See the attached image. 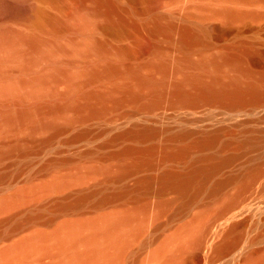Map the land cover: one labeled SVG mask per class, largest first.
Segmentation results:
<instances>
[{
  "label": "rangeland",
  "instance_id": "1",
  "mask_svg": "<svg viewBox=\"0 0 264 264\" xmlns=\"http://www.w3.org/2000/svg\"><path fill=\"white\" fill-rule=\"evenodd\" d=\"M3 1L6 4L0 8V18L11 19L17 4L15 1ZM46 1L49 10L53 7L51 13L54 12L55 7H51L53 2L48 0L50 5ZM73 2L74 0H59L63 6H69ZM116 2L125 8L123 14L139 25L137 32L133 34L136 39L133 35L118 36L102 29L97 30L95 36L114 45L127 47L139 45L138 52L124 58L125 65L135 67L147 63L154 57L149 48L153 45L159 48L158 58L169 63L180 61L183 52L177 43L178 33H172L169 37L161 32L152 34L146 26L155 16H163L175 24H186L197 29L214 26V33L206 34L210 44L204 51L199 48L186 51L191 60H196L201 52L207 55L219 52L232 53L241 46H248L255 52V60L247 62L250 69L255 74L264 71V0H116ZM46 4L43 3L45 10ZM233 5L243 11L253 12L254 16L232 19L217 12L218 8ZM89 6L86 4V8ZM65 34L63 33L64 36ZM70 35L71 33L68 36ZM181 66L182 68L169 74L164 95L152 108L146 107L148 99L143 97L137 101L119 103L101 113L86 117H66L63 114L45 117L48 115L43 114L40 118H53L63 128L56 133L51 128L38 130L31 139H24L22 131L0 134L1 148L14 144H20L24 148L23 152H13L0 158V196L11 194L12 191L15 192L26 185L49 181L56 176L84 172L91 167L110 168L108 174L91 173L82 182L31 198L11 212H2L0 250L39 230L53 231L67 220L95 217L104 212L145 204L149 213L143 232L131 243L120 264H159V260L151 258L153 251L174 238L187 225L195 227L198 232L203 230L205 237L200 245L183 253L185 264L246 262L249 264L248 260L253 251L252 257L255 253V255H258V252L262 253L263 256L259 257L263 259L261 264H264V133H262L264 100L255 99L254 103L250 100V103L244 101L245 103L236 106L215 99H198L193 105L175 100L170 95L171 83L179 80L185 73L192 74L195 71L191 66L183 64ZM220 73L225 77L232 71L229 67H224ZM109 83L110 81L105 79L96 80L83 85L82 90L102 89ZM259 86L264 89V83H260ZM64 88L63 83H58L56 90L62 92ZM10 107L17 109L20 106L11 104ZM140 125L159 130L151 137L114 138L122 130ZM180 130L190 131L191 135L185 138L175 137L174 134ZM216 130L223 132V134L218 132V142L209 146L196 144L197 140L207 139ZM225 140H228L229 144L223 145ZM257 141H261L262 146ZM152 145L169 150L182 147L188 149L178 158H163L157 153L152 166L139 167L123 180L114 178L118 165L134 159L132 155L119 156L118 153L123 148H145ZM205 157H232L233 160L208 177L200 191L190 200H185L171 189L158 193L154 185L147 193L142 194L138 201L129 195L97 203L102 194L125 185L131 186L140 177H156L165 170L182 172L193 164H205L206 161L203 159ZM64 159L67 160L62 161ZM227 176L233 177L232 180L211 193L210 189L214 182ZM245 181H251L250 186L241 189ZM80 195L87 197L77 206L71 208L58 206L72 203ZM234 196L235 199L229 205V209L218 218L220 209ZM159 200L168 201L169 205L154 218L153 211ZM14 211L16 214L11 221L2 222ZM36 214L41 216L36 219L26 217ZM233 215L236 217L228 220ZM15 222L20 225L12 230V224ZM234 222H239V225L235 226L233 233L232 231L229 233V227ZM218 249L221 250L217 252ZM227 250L228 252H225ZM52 258L48 255L43 256L41 262H49L50 259L53 260ZM30 260L32 261V258Z\"/></svg>",
  "mask_w": 264,
  "mask_h": 264
},
{
  "label": "bare ground",
  "instance_id": "2",
  "mask_svg": "<svg viewBox=\"0 0 264 264\" xmlns=\"http://www.w3.org/2000/svg\"><path fill=\"white\" fill-rule=\"evenodd\" d=\"M10 1L17 4L13 17L0 18V134L22 131L24 139H31L38 130L51 128L56 133L63 128L53 118H40L43 114L48 115L45 117L59 114L66 117H86L119 103L137 101L143 97L148 99L146 107L152 108L164 95L169 74L182 68L181 64L191 66L195 71L192 74L185 73L179 80L171 83L170 95L175 100L193 105L198 99H215L234 106L244 101L264 100V89L259 86L264 83V71L255 74L250 69L247 62L255 60V52L250 47L241 46L232 53L207 55L201 52L196 60L188 57L186 51L192 48H199L201 51L207 48L210 43L206 34L214 33V26L197 29L186 24H175L163 16H155L146 24L147 28L152 34L161 32L168 37L172 33H178L177 43L183 52L182 57L180 61L169 63L157 57L159 48L153 45L149 48L154 57L142 66L131 67L125 65L123 60L138 52L139 45H114L95 36L99 29L118 36L135 34L139 25L123 14L125 8L118 5L116 0H74L69 6H63L59 0H51L54 5L48 0ZM45 1L55 7L54 12L51 13L53 7L49 10ZM43 3L47 6L46 10ZM5 4V1L0 0V8L5 7ZM86 4L90 6L86 8ZM217 12L232 19L254 16L253 12L243 11L235 5L218 8ZM66 32L71 35L68 36L70 33L67 35ZM133 38L136 39V36ZM224 67H229L232 71L225 77L220 73ZM101 79L109 80V85L92 91L82 90L83 85ZM58 83L64 84L62 92L56 90ZM11 104L20 107L12 109ZM158 130L145 125L133 126L122 130L114 138L151 137ZM218 132H212L207 139L197 140L196 144H215L219 139ZM189 135L191 133L187 130L174 134L177 138ZM256 140L253 141L254 144ZM225 141L223 145L229 144L228 140ZM261 141L257 142L262 146L264 142ZM187 149L182 147L169 150L156 145L145 148L125 147L118 155H132L134 159L118 165L114 178L123 180L139 167L152 166L157 153L163 158H178ZM23 150L20 144L0 147V158ZM203 159L205 164H193L182 172L165 170L156 177H140L134 181V185H125L102 194L97 203L129 195L138 201L154 185L158 193L171 189L185 200H190L200 191L208 177L233 160L232 157ZM96 172L108 174L110 168L91 167L84 172H72L36 185L20 187L11 194L0 196V214L15 210L18 205L31 198L82 182L89 174ZM232 178L227 176L216 180L210 192L214 193ZM250 183L251 181H245L241 189L249 187ZM86 197L87 195H80L74 202L58 206L75 207ZM234 199L235 196L228 199L220 209L218 218L225 214ZM168 205V201L159 200L152 217L156 218ZM148 213V206L139 204L128 209L104 212L95 217L64 221L53 231L39 230L1 249L0 264H120L131 243L143 232ZM15 214L14 211L2 222L11 221ZM40 216L41 214H36L26 217L36 219ZM19 225L20 223L15 222L11 229L15 230ZM237 225L239 222L231 224L229 233ZM197 230L195 227L185 226L174 238L155 249L151 258L159 260V264H185L183 253L204 240L203 230ZM228 250L232 253L231 249ZM259 253H255L254 257H247L249 264L262 263L263 255ZM47 255L53 257V260L41 262V257Z\"/></svg>",
  "mask_w": 264,
  "mask_h": 264
},
{
  "label": "water",
  "instance_id": "3",
  "mask_svg": "<svg viewBox=\"0 0 264 264\" xmlns=\"http://www.w3.org/2000/svg\"><path fill=\"white\" fill-rule=\"evenodd\" d=\"M235 217H236V215H233L232 217L228 218V220H230V219H232V218H235Z\"/></svg>",
  "mask_w": 264,
  "mask_h": 264
}]
</instances>
